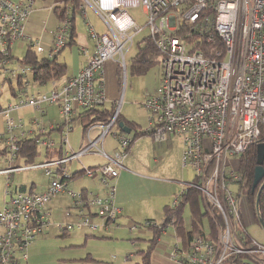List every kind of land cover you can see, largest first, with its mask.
I'll list each match as a JSON object with an SVG mask.
<instances>
[{
	"label": "built area",
	"instance_id": "2783aa9c",
	"mask_svg": "<svg viewBox=\"0 0 264 264\" xmlns=\"http://www.w3.org/2000/svg\"><path fill=\"white\" fill-rule=\"evenodd\" d=\"M33 1L0 0V77L20 78V87L23 86L17 90L16 99L0 109L7 133L5 141L13 154L17 150L16 140L23 133L21 119L15 120L11 111L25 106L42 113L45 106L57 103L62 114L61 138L68 146L67 131L79 114L104 102L105 61L118 55V63L125 67V52L141 29L127 8L142 6L150 28L148 36L159 50L161 69L157 88L146 93L143 102L149 113L146 131L157 141L171 136L181 138L182 166L194 173L185 186L200 192L203 210L213 226L212 232L207 228L204 235L194 234L189 250L176 249L171 256L183 264H237V257L243 264H264V243L247 235L248 195L238 173L240 155L260 142L264 129V0H81L82 5L94 8L108 31L92 32L94 50L76 75L53 83L48 93L38 96L27 95L24 90L29 85L25 77L31 73V66H8L15 44L27 42L36 53L43 52L39 41L24 26ZM181 24L205 35L208 44L215 43L207 49L208 53L190 50L191 44L176 34ZM69 28V16L65 15L57 30L52 31L49 58L67 44ZM117 114L115 111L107 124H91L80 150L16 168L42 167L50 182L44 191H16L0 206V264H21L27 259L28 245L48 225L49 200L59 193H67L72 200L77 217L74 227H99L92 211L103 224L115 221L119 209L114 204L113 181L131 141L122 130L110 131ZM34 120L38 131H43L41 121L37 117ZM48 126L53 127L50 123ZM95 127L100 133L92 137ZM16 128L18 135L14 133ZM110 132L118 140L114 156H109L102 145ZM35 142L38 146L53 144L39 137ZM90 152L107 158L96 169L104 187L103 195L75 191L61 180L67 176L62 165ZM84 173L91 176L93 170L85 168ZM231 184L238 186L235 192L230 189ZM180 198L181 192L172 205ZM215 211L221 223L214 218ZM66 215L71 212L67 210Z\"/></svg>",
	"mask_w": 264,
	"mask_h": 264
},
{
	"label": "rangeland",
	"instance_id": "374dc122",
	"mask_svg": "<svg viewBox=\"0 0 264 264\" xmlns=\"http://www.w3.org/2000/svg\"><path fill=\"white\" fill-rule=\"evenodd\" d=\"M40 2V0H35V6ZM127 12L141 27V29L139 32L134 34L130 48L125 52V68L122 69L120 73L118 72V55H116L113 59H108L103 65L105 94L103 107L113 108L114 106L115 111L117 110L125 120L136 122L137 125H133L134 127L130 128V132L127 133L129 139H131L133 135L137 133V131L144 132L142 134H137L133 141L129 144V150L125 152V155L122 158L123 164H127V162L132 164H145L148 162L154 163L156 157H160V163H162L159 168L157 167V169L151 170L149 172V178L143 179L132 175L133 179L128 182L130 188H125L123 191V194L128 197L130 196L131 192L134 197L140 198V201L146 200L148 202L150 199L153 201L152 208L146 209L145 207L138 212H134V215L137 217L135 219L141 223V225L137 224L136 226L140 227L142 226V223H144L148 218L154 217L157 222H162L163 204L160 203L167 202H162V198L168 194L170 189L166 179L164 178H176L180 181H188L193 178L194 173L190 169L181 167V163H176L175 150H182L180 137H173L172 145L169 147V152H163V154H160V152H153L156 142L146 131L148 130L149 125L147 112L143 108L142 103L144 101L145 94L151 93L157 88L161 78V69L159 63L156 62L149 64L146 71L143 73H135L132 69L131 58L136 54L138 45L141 44L142 39L150 34V28L146 24V13L144 12L142 6L128 7ZM92 21L98 34L106 33L108 31L106 24L103 22L100 16L92 17ZM80 24L83 26V23H80L79 20L78 26ZM81 32H85V30ZM68 43L70 42L68 41L64 48H62L61 52L56 55L57 61L67 63L68 60L76 61L81 58L77 43L72 42L70 45ZM14 46H17V44ZM25 49L26 47L14 48L13 53L16 57L22 58ZM42 56H46V53L44 55L39 53L37 54V57L39 58ZM19 63L20 62L17 60L16 65ZM1 90L4 92V96H13L12 90L7 84L0 86V91ZM24 90L26 91L27 95L38 96L49 92L50 83L47 82L40 84L34 82L33 84L27 85ZM4 96L2 98H4ZM50 107L52 109L48 110V115L52 117L55 115V119L60 120L57 109L55 108L56 106H54V104H50L48 108ZM34 109L35 108L32 106H26L21 107L19 112L21 115L26 116L27 112H30ZM111 131L116 133L120 130L113 128ZM80 134L81 127H77L74 131L70 132L68 136L70 145L74 146L75 152L77 151L76 146L79 144ZM102 145L108 155L114 156V149L118 147V140L112 137L110 132L106 138H104ZM56 147H59L58 143H56ZM5 160H10L8 152H6V159L0 156V163H4ZM46 160L47 159L44 158L43 155H40L33 163H41L45 162ZM79 160L82 161L81 163L85 164L87 167L89 163L104 161L105 158L94 155V153H90L82 155L78 160L75 159L70 161L66 165L68 169L67 172L70 176H72L71 172L74 171L75 167L80 165ZM15 163L22 166H29L33 164L24 162L20 157L14 159L12 166ZM52 169H54V167H52ZM44 170L45 169L42 167L20 170L14 174L13 181L20 179L23 182H26V192L29 191L32 182L34 183L32 188L33 191H42L46 187L47 180L49 178V176L45 174ZM85 176L76 179L75 184H79L83 179L87 180L88 178ZM3 180L4 177L0 176V205L3 204L5 199V195H3L2 192V188L5 187ZM113 184H115V197L117 190L115 180L113 181ZM177 184L179 183L174 181V186ZM72 187L75 191L79 190L77 189L76 185ZM97 187H100V185L95 182H90V191L97 190ZM230 189L235 192L238 189V186H236V184H231ZM174 197L175 194H172L168 203L172 202ZM65 203H68L69 206L64 207ZM53 209L56 210V212ZM67 210H69L72 215H66ZM183 211L185 224L191 227L193 217L189 206L185 205ZM48 212L49 216L47 227H44L43 231L37 234L33 241L28 245L26 249L27 259L23 260L21 264H57L59 262H63L65 264H78L79 261L77 259L84 257L91 250L97 252L101 256H105L111 249L120 250L124 247L122 239H119L108 244L105 250L99 249L98 245L100 243L93 242L95 241V237L100 240H106L103 239V237H109V234L105 232V229L99 228L95 232H88L86 228H81L80 230L76 227H70V223L75 224L77 222V217L74 215L75 209L72 205V200L67 196H62L61 194L53 196L48 203ZM99 220L100 219L97 218L95 223L100 224L102 221L100 220L99 222ZM110 222L112 223L110 228L115 226L113 221ZM134 228L137 229L136 227ZM246 229L252 238L260 243H264V231L255 221L247 223ZM165 230L168 231L166 233H170L172 230V225L167 224ZM146 232L147 233L144 240H138V244L141 248H145L147 246L146 239L150 237V231L146 230ZM92 233L96 234L97 236H90ZM86 234L89 235L85 236ZM84 240L88 242L84 244ZM106 244L107 243H104V245ZM134 255L135 256H132L131 258V264H134V261L138 260V254L135 252ZM98 263L99 262H95L94 264Z\"/></svg>",
	"mask_w": 264,
	"mask_h": 264
},
{
	"label": "crops",
	"instance_id": "0c3cea01",
	"mask_svg": "<svg viewBox=\"0 0 264 264\" xmlns=\"http://www.w3.org/2000/svg\"><path fill=\"white\" fill-rule=\"evenodd\" d=\"M40 1L41 2L38 3L36 6H35V0L33 1L32 9L29 11V13L27 14V16L24 20V26H25V31L27 33H29L33 38L37 39L39 41V44L42 46L43 52L39 53V54L44 55L46 53V56H47V53L49 51V46L51 45V42H52V31L54 32L55 30H57L61 19H58L57 16L55 15L54 11H53V0H40ZM79 6H80V11L75 16V20L73 22L72 28L71 29L69 28V42L70 43H68V44L70 45V44H72V42L77 43L81 58H79L76 61L68 60L67 63L63 62L67 67V72H66L67 77L71 76V75H76L81 70V67L85 64L87 57L94 50L95 41L92 38L91 34H92V32L98 34V32L96 31V29L92 23L93 22L92 17H95V16L99 17L97 12L94 10V8L92 6H90L88 4L82 5L80 2ZM79 20H80V23L81 22L83 23V26H82V24H80L78 26ZM71 30H73V32H74L73 36L71 35ZM84 30H85V32H81ZM71 36H72V40H71ZM47 44H48V46H47ZM27 46H29V44L27 42H25V44H23V45H17V46L12 47V49H11V56L12 57L10 58V62L8 64V66L14 67L16 65V61L19 59L18 57H16L14 55L13 49L14 48L27 47ZM45 48H47V49H45ZM25 52H26V49H25ZM25 52H24V54H25ZM55 58H56V56H55ZM124 68H122L121 65L118 63V70L119 69L122 70ZM25 78L27 79L28 84H33L35 82L32 79L31 73L27 74ZM65 78L47 81L48 83H50V90L53 88V83L58 84L62 80H64ZM103 78H104V75H103ZM10 79H7V76L0 77V82H1L0 85L2 86L4 84H7L9 86V88L12 90V94H13V96H10V95L4 96V92L2 90L0 91V109L7 106L9 103L13 102L16 99L17 95H15L16 93L14 90H18V89L23 88V86L20 87V86L16 85L15 82L17 81V78L12 77ZM47 82H44V83H47ZM37 83H39V82H37ZM40 84H43V83H40ZM12 87L13 88L15 87L14 90L12 89ZM3 96H4V98H2ZM49 105L44 107L42 113H39L37 110L34 109V110H31L30 112H27L26 116L21 115V113L19 112L20 108L11 111L12 117L15 120L21 119V121L23 123V127H22V130L20 132V133H23L22 137H25V136L34 137V135H37V137L42 138L46 141H50V142L52 141L53 144L50 146L39 145V149L42 153L41 155H43V156H44V153L46 152L45 151L46 148L47 149L53 148V150L58 152V153H59V151H61V152H64L66 154L69 151L75 150L74 146L70 145V141H69V137H68L69 133L74 131L77 127H81V134L79 136V144H78V146H76L77 151L80 150L81 147L86 143V130H87V128L85 129L83 127L81 118L78 117L73 122V125L71 126V128L67 131L68 146H69L68 147L63 143L62 138H61L63 126H62V114L60 113L59 105L57 103H54V106H56L55 108L57 109L60 120L55 119V115H53V117L48 115L49 114L48 110L52 109L51 107L48 108ZM142 106L145 109L143 103H142ZM99 107L105 108V107H103V104L100 105ZM113 108H114V106H113ZM107 109H111V108H107ZM146 112H147L148 125H149V113L147 110H146ZM114 113H115V109H114ZM119 115L121 116L120 113H119ZM36 117L43 124V131H38V126L34 122L35 121L34 119ZM126 121L132 123V125H134V126L137 125L135 121H129V120H126ZM49 123L53 125L52 128L48 126ZM14 133L18 135L19 131L17 128L14 130ZM99 133H100V129L98 127H95L91 131V136L96 137ZM111 135H112V137H114L112 133H111ZM6 136H7V133L5 131V125H4V115L0 111V156H2L4 159H6V152H8V154L10 156V160H7V161L5 160L4 163H0V176L4 177L3 182L5 184V187L2 188L3 195H5L4 202H6L9 198V196L16 191L26 192L25 191L26 190V182H23L20 179H17V181H13L14 174L20 170H23V169H16L19 166H22V165H19L17 163H15L12 166V164L14 163V159L17 157L15 156V154H13V152L10 150L9 146L7 145V143L5 141ZM106 136H105V138H106ZM173 137H178V136H171L168 139L163 140V141H157L153 138L154 141L156 142L154 145L153 152H155V153L160 152V154H163V152H165V153L169 152L170 151L169 147H170V145H172ZM56 143H58L59 147H56ZM181 143H182V140H181ZM117 148L114 150L116 151ZM182 152H183V143H182V150L181 151L175 150V159H176L177 164L181 163ZM90 153H94V155H98L99 157L102 156L105 158V160L104 161H97L95 163H89V165H87V167L85 164L81 163L82 161L79 160L80 165L75 167L74 171L71 172L72 173L71 177H69L70 175L67 172L68 169H67L66 165L72 160L66 162L64 165L61 166L65 170V174H67V176L65 175L67 177L65 179V183L67 184V187L70 189L71 188L74 189L72 186L76 185L77 189H79V190L85 189V190L90 191L89 190L90 182H93V183L95 182L98 185H100V187H97V190H95V191L92 190L91 192L103 195L104 194V187H103L102 183L100 182V179H99L100 174L98 172H94L92 176H87V175L85 176V174H83V173L76 174L75 176H73L74 173L82 170V168H84V167L85 168H96L97 166H99V165H101L107 161V158L104 155H102L101 153H96V152H90ZM90 153H86V154H90ZM83 155H85V154H83ZM57 157H53V158L56 159ZM73 160H75V159H73ZM5 163H6V166H5ZM121 164H122V166H121V168H119L118 174H117L116 178L114 179L116 182V186H117L116 196L114 197V204L119 209L118 215H117L115 221H113L114 222L113 224H115V226L110 228L111 227L110 225L112 224L110 221L106 224H103L104 221L101 218H99L102 222H100V220H99L100 224H98L99 227H97L96 229H92L90 227H82V228H86L88 232H95L99 228L105 229V232L109 234V237H103V239H106V240H102V239L100 240V239H97L95 237V239H94L95 241L93 242V243H98V242L100 243L98 245L99 249L105 250L108 244H110L116 240H119V239H122V243H123L124 247L120 250L111 249L107 253V255H105V256H101L97 252L91 250L84 257L77 259L78 261L80 259L85 258V257H90L91 259L88 261L89 264H94L95 262H99L98 264H131L130 263L132 261L131 258H132V256L133 257L135 256L134 253L140 249H145L148 246L149 242L147 241V239H149L151 237V233H150V237L146 239L147 246L145 248H141L140 245L138 244V240H144L146 233H147L146 230L147 231H149V230L146 229L144 226H140V227L136 226L137 224L140 225L141 223H139L137 221V219H135L137 217L134 215L135 214L134 212H138L145 207H146V209L152 208L153 201L151 199L148 200V202L146 200L140 201V198L134 197L131 194V192H130V196L128 197V196L123 194V191L125 188H130L128 185V182L131 179H133V176L140 177L143 179L149 178V172L151 170L157 169V167L159 168L162 163H160V157H156L154 163L148 162L145 164H141V163L132 164L130 162H127V164H123L121 161ZM181 165H182V163H181ZM181 167L186 168L184 166H181ZM55 169L57 170L58 168L55 167L54 170ZM187 169H189V168H187ZM82 176H85L88 179L87 180L83 179V180H81V182L79 184H75L76 179L81 178ZM72 177H73V179H72ZM164 179H166L167 184L169 185L170 189H169L168 194L163 196V198H162V202L167 201L165 203H160V204H163V206L166 204H172V202L168 203L170 196L172 194H175V196H176L179 192H181L182 189L185 187V183L187 182V181H180L179 179H176V178H164ZM174 181H177V183H179V184L174 186ZM49 182H50V176L47 180L46 187L48 186ZM33 184L34 183L32 182L31 187H30L29 191H27V192L33 191V189H32L34 186ZM46 187L42 191H44L46 189ZM36 192H39V191H36ZM176 192H178V193H176ZM59 194H61L62 196H67L69 199H71L67 193H59ZM4 202H3V204H4ZM3 204H1L0 206H2ZM68 206H69V204L65 203L64 207H68ZM54 211L56 212V210H54ZM162 211H163V207H162ZM162 216H163V214H162ZM97 218L98 217L93 218L94 222L97 220ZM146 220H153L154 222H157V220L154 217L148 218ZM245 221H246V224L251 222V221H255L254 216H253L252 206L249 203L247 204V214L245 216ZM70 225H71L70 227H72V228L74 227L72 225V223H70ZM134 227H136L137 229H135ZM165 228L160 233L159 237L157 238V240L155 242L154 248L152 249V251L149 254V264H183L171 256L173 251H175L176 249L181 250V251L183 250V249H181L182 245H181V243H180V241H179V239H178V237L174 231V228L172 226V230L170 231V233H166L168 231H166ZM77 229L81 230V228H77ZM246 231H247V229H246ZM87 235H89V234H86L85 236H87ZM90 236H97V235L92 233V234H90ZM87 242L88 241L84 240V244ZM93 243H91V244H93ZM104 243H107V244L104 245ZM139 257L140 256L138 255V260H139ZM138 260L134 261V264Z\"/></svg>",
	"mask_w": 264,
	"mask_h": 264
},
{
	"label": "trees",
	"instance_id": "16d2710c",
	"mask_svg": "<svg viewBox=\"0 0 264 264\" xmlns=\"http://www.w3.org/2000/svg\"><path fill=\"white\" fill-rule=\"evenodd\" d=\"M80 2L81 0H53V11L55 15L57 16L58 19L64 18L65 15L69 16L70 29L73 26V22L75 20L76 14L80 11V6H79ZM190 31L192 30H190L187 24H181L180 28L176 30V34L181 36L187 43L191 44L190 50L198 49V50H204L206 53H208L207 49L212 45H214L215 43L208 44L205 35H201L197 31H192L191 34H187ZM71 35L72 36L74 35L73 30H71ZM72 36H71V40H72ZM11 57L12 56H10V58ZM18 60L20 63L29 64L31 66L30 69L31 76L33 81L35 82L44 83L49 80H58L67 77L66 76L67 67L63 62L57 61L55 57L53 58H49L48 56H42L40 58L37 57V53L35 49L32 48L30 45L26 47V52L24 56L22 58H19ZM153 62L159 63V50L154 43V39L151 36H146L142 39L141 44L138 45L136 54L133 55L131 58V67L135 73H143L146 71L148 65ZM118 72L120 73L121 70L119 69ZM16 85L17 86L22 85L20 78H17ZM14 88L12 87L13 90ZM14 91L15 93H17L16 92L17 90ZM113 114H114V108L107 109L101 107H92L81 112L78 117L81 118L83 127L86 129L91 124L97 122L102 124L109 123ZM120 121H123L124 124H126L129 128L134 127L132 123L126 121L118 113L115 121L116 123L113 124L111 129L115 128L121 131L120 127L118 126V123ZM22 127H23V123L20 128L21 130ZM142 133L144 132L137 131V133H135L131 138L130 143L133 141V139L137 134H142ZM36 137L37 135H34V137H30V136L20 137L19 139H17L16 140L17 150L14 152L15 156L20 157L24 162L33 163L42 154L39 149V146L35 142ZM260 142H264L263 128L260 137ZM128 148L129 145L125 149V152L128 150ZM45 151L46 152L44 153V157L48 159L47 161L55 159L53 157L58 156L57 158H60L65 155L64 152L58 150L59 151L58 153L54 151L53 148H48V149L46 148ZM33 164H40V163H33ZM255 166H256V144L251 145L243 154L240 155L239 164H238V173L240 174V177L243 181V189L247 190L248 203L252 206L254 220L258 225H260V222L264 224V187L260 192L257 208L255 207V199H256V193L264 178L260 180V182L255 187L254 192H252L251 184L254 177ZM97 167L90 169H92L94 173L97 172L96 171ZM263 168H264V162H263ZM84 171H85V167L82 168V170L74 173L73 176L81 173L85 174ZM66 178H67L66 176L61 177V180L65 181ZM81 191L86 192L88 190L84 189ZM185 205L189 206L192 212L193 218H192L191 227L185 224L184 211H183ZM162 212H163V216L161 223L154 222L153 220H146L144 223H142V226H144L146 229L150 231L151 237L147 239V241L149 242L148 246L145 249H140L136 252L140 257L135 264H149V254L154 248L157 238L159 237L160 233L164 230V228L167 226V224H171L173 226L174 231L182 245L181 249L183 250H187V249L189 250V246L194 234L198 233L204 235L207 232V228H210L211 232L213 231L212 228L213 226L211 224L210 217L205 215V212L203 210V204L201 201L200 192L193 187L186 185L181 191L180 201L175 206H173L172 204L164 205ZM91 213L93 214V218L97 217L94 216L95 215L94 211H92ZM215 214L216 215H214V218L217 219L219 223H221V217L216 211ZM72 225L75 224L72 223ZM247 235L252 237L249 233H247ZM239 258L240 257H237L236 263L243 264V261ZM90 259H91L90 257H85L83 259H80L78 264H89L88 261ZM57 264H65V263L59 262Z\"/></svg>",
	"mask_w": 264,
	"mask_h": 264
},
{
	"label": "water",
	"instance_id": "95a60500",
	"mask_svg": "<svg viewBox=\"0 0 264 264\" xmlns=\"http://www.w3.org/2000/svg\"><path fill=\"white\" fill-rule=\"evenodd\" d=\"M118 126L120 127V129L125 132V133H129L130 132V128L124 124L123 121H120L118 123ZM263 162H264V142H259L256 145V166L254 169V177H253V181L251 184V191L254 192L255 187L257 186V184L260 182L261 179L264 178V168H263ZM264 187V180L261 182L260 187L256 193V199H255V207L257 208V204H258V200H259V195L261 190ZM260 225L264 231V224L262 222H260Z\"/></svg>",
	"mask_w": 264,
	"mask_h": 264
}]
</instances>
